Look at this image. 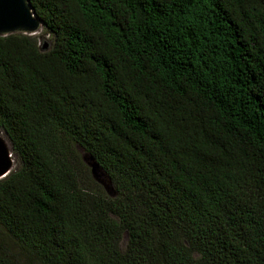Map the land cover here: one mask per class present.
<instances>
[{
  "label": "trees",
  "instance_id": "trees-1",
  "mask_svg": "<svg viewBox=\"0 0 264 264\" xmlns=\"http://www.w3.org/2000/svg\"><path fill=\"white\" fill-rule=\"evenodd\" d=\"M30 2L49 38L0 37V264H264V0Z\"/></svg>",
  "mask_w": 264,
  "mask_h": 264
},
{
  "label": "water",
  "instance_id": "water-1",
  "mask_svg": "<svg viewBox=\"0 0 264 264\" xmlns=\"http://www.w3.org/2000/svg\"><path fill=\"white\" fill-rule=\"evenodd\" d=\"M43 29L30 0H0V37L12 35L37 36ZM92 175L99 184L112 195L111 185L106 182L100 165L93 159H85ZM16 160L10 142L0 135V180L6 179L14 171Z\"/></svg>",
  "mask_w": 264,
  "mask_h": 264
},
{
  "label": "rangeland",
  "instance_id": "rangeland-1",
  "mask_svg": "<svg viewBox=\"0 0 264 264\" xmlns=\"http://www.w3.org/2000/svg\"><path fill=\"white\" fill-rule=\"evenodd\" d=\"M44 34H45V32H44V29H42L41 31H40V33H39V35H42V36H44ZM46 39H48L49 37L48 36H44ZM4 136V135H3ZM5 137V136H4ZM6 138V137H5ZM7 139V138H6ZM16 160V159H15ZM15 169H16V165H15ZM14 169V170H15ZM97 182V181H96ZM98 183V182H97ZM101 185V184H100ZM102 186V185H101ZM104 189H105V187L104 186H102Z\"/></svg>",
  "mask_w": 264,
  "mask_h": 264
}]
</instances>
